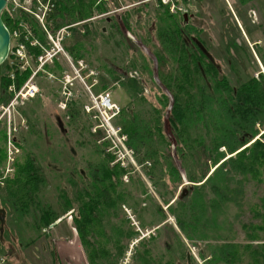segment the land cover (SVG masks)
Here are the masks:
<instances>
[{
  "label": "trees",
  "instance_id": "trees-1",
  "mask_svg": "<svg viewBox=\"0 0 264 264\" xmlns=\"http://www.w3.org/2000/svg\"><path fill=\"white\" fill-rule=\"evenodd\" d=\"M52 1L54 10L46 26L50 32H56L64 26L84 21L83 14L88 10L91 12L97 0ZM241 1V4L246 2ZM81 18L82 21L79 20ZM16 22L12 26L9 17L11 33L18 28V23L31 24L22 12ZM124 22L127 27L133 28L128 17ZM153 24L156 26L152 27ZM153 24L144 31L143 44L157 60L158 79L173 98L172 109L168 113L169 97L154 85L152 61L148 63L145 59L142 68L146 87L151 89L155 101L144 96L141 102L134 101L128 109L122 110L114 121L120 135L126 137L125 145L133 153L140 169L134 172L133 177H128L135 170L127 160L126 167L121 163L112 165L115 156L107 153L111 143L105 140L98 145L104 136L98 132L91 135V141L101 159L90 167L86 175L76 172L80 182L70 178L72 190L68 189L63 200L59 196L56 206L38 204L45 177L32 158L27 164H18L16 177L6 180V202L21 218L32 213L33 207L39 206V210H35L39 214L35 215L33 225L41 231L50 230L54 222L73 211V225L88 263L108 264L107 260L114 256L110 255L111 251L104 244L112 241L111 238L118 232L120 236L126 234L119 226H114L110 217L112 212L129 203L132 190H145V178L155 189L156 195L168 203L167 197L158 193L159 183L167 181L173 186L181 185L172 157L174 144L175 156L187 171L188 180L193 183L182 188L175 202L178 215L175 219L179 229L184 231L189 225L195 231L203 230L202 236L209 230L225 231L229 229L225 226H231L230 220L226 221L229 209L240 212L247 210L249 221L241 228L246 232L249 247L230 244L226 241V235H219L224 244L216 248L213 262L220 264L226 259H234L240 248L249 251V264H264V133L257 138L255 130L257 125L264 127V76L261 74L258 78L243 81L236 71L239 46L233 38H224L219 44L220 49L211 38L205 37V34L208 35L206 30L185 26L184 20L182 24L178 23L168 8L158 11ZM38 33L39 30L35 29L36 37ZM37 38L45 45V37L39 35ZM214 48L225 56L227 72L217 61ZM31 50L34 54L41 52L39 49ZM10 59L0 65V107L11 99L8 88L14 67L10 65ZM27 75L17 78L18 89ZM167 115L171 138L164 129ZM87 132L92 134L88 129ZM6 141V127H2L0 121V166L7 156L3 148ZM222 148L229 156L220 151ZM124 177H127V181L123 180ZM248 189L262 193L251 200L246 195ZM157 211L163 214L158 206ZM165 221L164 226L168 227ZM108 231L112 234L109 235ZM125 236L137 237L138 232L130 231ZM116 242L119 245V241ZM118 248V258H123L125 248L120 245ZM147 253L144 264H157L152 260L151 251ZM191 259L190 256L187 258L189 264Z\"/></svg>",
  "mask_w": 264,
  "mask_h": 264
},
{
  "label": "rangeland",
  "instance_id": "rangeland-1",
  "mask_svg": "<svg viewBox=\"0 0 264 264\" xmlns=\"http://www.w3.org/2000/svg\"><path fill=\"white\" fill-rule=\"evenodd\" d=\"M18 1L19 0H9L6 9L2 12L3 14L1 13L2 19L5 22L4 24L6 25L7 23L6 27L8 30L9 17L12 26L14 25L15 20L18 19V10L20 9L15 7V3ZM150 1L151 0H97L95 1V5L92 7V11L90 12L88 10L85 12V15L83 14L82 17L84 21L94 19L93 28H95V30L99 33V35L97 36L96 34L94 38V71L96 79L97 76H99L104 71L105 66L103 60L109 54L114 57V60L117 64H119V66L122 62V59L134 61L135 58H138V61H140V63L142 62V65L145 63V59L148 63L150 62L149 60H151L152 71H156L158 66L157 61L150 58V50L144 45L140 53H135L136 51L133 48L129 52L130 46H128V44L125 45L127 46V50L125 46H122V50L120 52L116 51V53H110V49L114 46L113 40L115 39L111 38L113 31H110V26L106 22V18H108V12H116V17L112 18L114 21L115 18L120 21L119 16L124 19L128 17L135 32L134 36H132L133 34L130 36V45L132 44V47L134 46L136 49H140L144 36V34L142 36L140 33V25L144 28V30L142 29L144 33L147 28H150L152 24L155 23L158 11L163 10L162 7H159V2L157 0H155V2ZM245 1L246 2L244 4H241V0H203L199 5H195L190 9V13H193L196 19L194 23L197 22V24L200 25V28L207 29L206 32L208 35L205 34L206 38H211L213 40L212 42H215L218 44V46L220 43H222L224 38L235 39L237 46H239L236 71L242 77L243 81H247L252 77L258 78L261 74L264 76V0ZM35 2L36 6L33 8V10L38 15V18L35 17L36 22L32 26L35 27L36 30H39L38 34L40 36L42 35L45 37V45L41 42V40H39V38H37L39 35L37 37L35 36V29H33L32 35L27 32L26 35L28 40H30L28 42H35L36 45L33 46V48L39 49L41 51L40 54H35L31 59L33 71L37 69V64L34 58L40 55H46L47 50L54 48V43H57L55 39L56 34H51L50 32L46 31L45 26L41 24V21H43V24L47 23V19L51 14L49 13L50 6L54 5L53 1L41 0V11L38 10V7H41V5L37 0H35ZM120 3H122L124 8H121ZM20 5L25 8L30 7L29 5L25 6L23 3ZM177 5L178 8H184L183 0H179ZM45 7H48V10ZM178 8H175V14H172L171 12L170 13L174 15V18L178 23L182 24L183 12L178 10ZM32 17L34 16L32 15ZM138 19H140V23H138ZM30 20L32 21L33 19L30 18ZM79 20L82 21V18ZM146 21L148 23H144ZM90 24L91 22L85 23L84 29L81 30L86 32V28ZM37 25H40V27L38 28ZM154 25L156 26V24ZM90 27L88 28L89 31ZM104 29L106 30V35L105 33H102ZM64 30L65 29H63V32ZM18 31L23 32V29ZM59 31L60 30H58L57 33ZM78 31L80 32V29ZM66 32L68 31L66 30ZM15 33H18V41L21 43V34L19 32ZM15 33L10 32L11 42L8 57V59L11 58L10 65L19 64L18 62L11 61V51L13 50V46H17L18 44L14 36ZM73 34L74 32H72V35ZM75 36L78 38H85L84 35L82 36L77 34ZM64 37H66L65 33ZM114 37L117 39H123V37H119L118 35ZM141 37L142 41L140 40ZM64 40L65 41L63 44L65 45V50L66 47H71L74 43L71 38ZM38 44H40V46ZM108 44H110V46H107ZM82 45L86 47V42H83ZM219 48L221 49L222 47L219 46ZM214 49V55L216 56L217 61L222 64L224 71L227 72L228 68L225 64V56L221 55V52L219 53L218 48ZM26 53L27 55L34 54L30 48L26 49ZM65 56L67 55L64 54V56H62L60 62L63 70L61 69V72L54 73L55 75L61 77L59 78L60 80H62V77L64 79V74L66 73L74 75L75 68H78L77 64L75 67H70L67 60L68 58L66 59ZM239 63L242 64L239 65ZM12 67H14L13 72L18 73L17 68L19 69V67ZM55 68L56 67L53 66L52 69L55 70ZM63 71H66V73H62ZM18 75L23 76L25 74L20 72ZM28 75H31V73ZM66 77L67 75H65V79ZM152 80L154 85H156L155 73L152 77ZM47 85L50 86L49 83ZM60 85L64 87L59 82L56 83L58 89L54 84H52L51 87L53 88V91H51L47 86H45L44 83H42L39 89L38 97L31 101V103H28V105L25 107L19 102L20 105L16 106V110L10 108V111L12 112L11 115L6 112V109L3 110L0 107V120L3 119L1 121L2 127H6L7 136L11 135L13 139L16 137L18 140H21L24 143L23 150H25L26 153H30V155L34 157L37 165L39 160H41L40 157L42 158L40 162V169L45 177V183L40 189V199L38 200V204H42V206L45 204H57L59 190L62 187L61 181L65 180L67 173L65 172L63 175H60L55 171L58 162L56 159L59 157L57 151L59 152V148L62 146V144H64L63 139H61L59 127L54 118L55 114L58 112L60 113V109L56 107V104L53 106L54 100L58 99L54 98V92L60 90ZM98 89H96L95 94H98ZM81 90L86 92L88 89L87 87L82 86ZM107 92L111 93L112 96H114V98L118 101L117 104L119 109L124 105H127V101L123 103L121 100L122 95L118 90L113 88L110 91H106L105 93ZM144 93L151 101H155L150 88L145 87ZM32 96L33 94L28 95L27 98H25V101H28ZM10 102L11 101H9L7 104L9 105ZM102 104L104 105L100 99H95L94 105L97 106L96 108L101 114L102 122L92 118L91 122H93V124H89L87 128H90L91 131L94 132V130H98L97 126L99 124L100 127H103L106 136L111 138V140L108 139V141L111 143V147L108 151L110 153H115L114 155L118 160L124 161L125 158L128 160L135 170L132 172L131 176L128 177H133L134 172H137L140 167L137 164L134 155H132L130 151L128 152V149L124 146V144H122L123 138H119V130L115 123L110 120L111 115L108 111H106L108 109L103 108L101 106ZM8 105H6L5 108L8 109ZM145 105L147 106V104H144V106ZM30 108L33 110V114L29 113ZM24 118L31 119L33 123H24ZM164 124L165 132L171 138L168 131L167 118H165ZM80 126L78 127L79 130L75 128L77 126L73 127L70 125L68 126L67 124H63L62 127L68 130L67 138L70 142L69 148L73 149L75 152V165H78V167L88 172L90 161L93 164L98 163L100 155L96 152V148L93 145V142L90 141L91 139H89L87 134L81 133L82 131ZM255 130L258 133L257 138L264 133V127L259 125H257ZM36 136H38V138H36ZM102 141L103 140L98 141L97 144H101ZM3 148L9 150L11 157L14 159L16 158L15 154L21 151L20 149H22L21 146L18 148L8 140L3 144ZM119 149H121V151H119ZM175 150L176 146L173 144L171 148L172 157L181 179V185L176 186L175 184L173 186L167 181L159 183L158 193H162L165 198L167 197L166 199L168 203H164L162 198L156 195L155 189L151 187V184L145 180V178L144 182L147 185L145 190H132L133 195L128 199L129 203L127 202L123 204V206L118 211L112 212L110 218L112 223H115L114 226H119L121 231L126 233L125 235H128L130 231H137L138 236L127 238V236L123 234L120 236L118 234L119 232L115 234V230V235L111 238L112 241H110L108 244H104L111 251L110 255L115 257L112 259L110 257L107 260L108 264H117V262L118 264H144V258L149 254L147 253L148 251H151L152 260L156 261L157 264H189V261L187 260L189 256L192 257L190 264H217L213 262V254L216 253L217 247L224 244V242L218 238L219 235H226L228 237V240L226 241L230 244L236 246L239 245L240 247H249V240H247L245 236L246 232L241 228L242 224H246L249 221L250 215L247 210H245V212H240L239 210H234L233 208L229 209L230 212L226 215V221L228 222L230 220L231 226H225L229 228L225 231L219 230L211 232V230H209L205 233V236H202L204 234L203 230L201 232H198L200 229L195 231L190 228L189 225H186L184 231L179 229L175 219V216H178L175 202L177 201L182 188L193 183L188 180V175L186 173L187 171L182 167L179 159L175 156ZM220 151L228 155L225 148H222ZM64 153L67 159H71L72 155L68 149H64ZM9 165L11 169L12 164L10 162ZM7 166L8 162L0 166V183H3L4 181L1 178L6 175ZM212 166L213 165L210 167ZM60 167L64 168V166ZM11 175L12 174L7 177V180L12 178ZM123 180L126 181L125 178ZM262 190L264 192V188ZM1 192L0 212L2 213L0 214H2V216H0V242H2V250H0V264H89L77 231L73 225V220L71 218L72 211L64 214L66 218H64V220L59 223L58 228L55 227L52 230L50 228L51 231L47 229H44L43 231H41V229L36 230L33 223L35 220V215L39 214L35 212V210H39V206L36 208L33 207L32 213L21 218L6 202V193L1 194ZM261 193L262 191L256 192L255 190L248 189L246 195L252 200L258 198L256 195H261ZM157 206L163 210V214L158 213V211L156 212ZM170 206H172L171 209H169ZM164 221L167 223L168 227L164 226ZM218 228L220 227L218 226ZM107 233L109 235L112 234L110 231ZM116 241H119V245L125 248L126 253L124 252L125 255L123 258L122 256L118 258L120 251L118 248L119 245ZM249 263V251L247 249L240 248L238 249V255L234 259H226L225 261L220 262V264Z\"/></svg>",
  "mask_w": 264,
  "mask_h": 264
},
{
  "label": "flooded vegetation",
  "instance_id": "flooded-vegetation-1",
  "mask_svg": "<svg viewBox=\"0 0 264 264\" xmlns=\"http://www.w3.org/2000/svg\"><path fill=\"white\" fill-rule=\"evenodd\" d=\"M157 1L159 2V7H162L163 9L168 8L172 14H175V12H176L175 8H178L177 4L179 3V0H157ZM202 1L203 0H183V7L184 8H178V10L183 12L182 14H183V20H184L185 26H187V25H189V26L191 25L194 27L200 26L199 24H197V22L194 23V21H196V19H195V16L193 15V13H190V9L192 7H194L195 5H199ZM150 2H155V0H151ZM120 4H121V8H124L122 6V3H120ZM19 9H20V10H18L19 13L22 12V13L26 14L29 19L32 18L33 20L32 21L30 20L31 24L24 23V22L18 23V28L14 29L13 32L14 33L19 32L21 34L20 42L25 46L26 49L30 48V50H31L34 48H33L32 43L28 42L30 40L26 39V37H27L26 34L28 32L29 34L32 35L33 29H35V27L32 26L36 22L35 15H33V14L30 15V13L26 12L23 9L22 5H19ZM53 10H54V5H51L50 9H49V13H52ZM32 15L34 17H32ZM107 17L108 18H106V22L110 26L109 27L110 31L111 32L113 31V35L111 34V38L116 40V41L113 40L114 46H113V48L110 49V53H116V51L120 52L122 50V46H125L126 44H128V46H130L129 52L132 50V48L136 51L135 53H137V52L139 53V51L141 52L143 45H144L143 42H141L142 46L140 49L139 48L136 49L134 46L132 47V44L130 45V43H131L130 36L132 34H133L132 36H134L135 32H134L133 28L127 27L126 23L124 22V20H126V19L121 18V16H119L121 22L117 18H115V21L112 20V18L116 17V12H114V13L108 12ZM93 21H94V19H91L88 21H83V22L74 23L72 25H67V26H64V27L58 29L60 31L65 29L64 33H65L66 37H64V39L68 40V38H71L74 41V43L72 44L71 47H66V50H67L66 51L65 45L63 44L65 40L62 39V40H60L61 42L59 43L60 51H58L56 49L57 43L53 42L54 48H52L51 50H47L48 59H47V62L45 63V65L41 69H39L37 71L28 70L26 72H22L23 74L31 73L32 76L27 75L28 77L25 79L24 84L19 89L16 86V82H17V78L21 77V75H18L21 72L20 69L17 68L18 73L12 72L10 74L11 85L8 88V92L11 95V99H10L11 102L9 105L8 104H6V105H8L9 107L12 106L11 108L13 110H16V106H19L20 103L25 107L28 105V103H31V101H33L35 98H37L39 95V89H40V86L42 83H44L45 86H47L51 91H53V88L51 87L52 84H54L56 86L57 82L61 83L64 86V87H62L60 85L59 86L60 90L59 91L57 90V92H54V96H55L54 98H58V99L54 100V103H53V106L56 104V107L60 109V113L58 112L57 114H55L54 118H55V121L59 127L61 139H63V143H64L59 148L60 153L57 151L59 157L56 159L58 162H57V168L55 169V171L58 172L60 175H63L65 172H67L65 180L61 181L62 187L60 188L59 194H58L60 196L61 200H63V196L68 193L69 187L72 189V184L70 182V178H71V180L76 179L78 182H80L79 179L75 175L77 170L79 171L80 174L86 175V173H88L90 171V167L93 165V163L90 161L89 166H88V168H89L88 172H86L84 169H81L80 167H78V165H75L76 164L75 155H74L75 152L73 151V149L69 148L70 142L67 138L68 137V130L66 128L62 127L63 124L64 125L67 124L68 126L70 125L73 127L77 126V127H75L77 130H79L78 127L81 125L80 126V129L82 131L81 133L87 134V136L91 140H92L91 135L96 134L98 132H101L104 135L103 139H101V140H103V141H105V140L107 141L108 139L111 140V138H109V136H106V134L104 133V129H103V127H100V124L97 126L98 130H94V132H92L90 128H87L89 124L90 125L93 124V122H91L92 118H95L96 120H99L100 122H102L101 114H100V112H98V109L96 108L97 106L94 105L95 99H100V101H102L104 103V105L102 104L101 106L103 108L108 109L106 111H108L110 113V115H111L110 120L113 121V123H114L115 119L119 116V114L122 110L128 109L132 102H134V101H135V103H137L138 101L141 102L143 97L144 96L146 97V95L144 93V88L146 87L147 81L145 79V75L143 72L144 70H142V62L140 63V61H138V58H135L134 61H128V59H126V60L122 59V62L120 63V66H119V64H117L116 61L114 60V57H112V55L109 54L103 60V63L105 66L104 71L99 76H97V79H96L95 71H94V69H95V66H94V58H95L94 41H95V39L94 38H95V35L97 34V36H98L99 33L95 30V28H93V24H94ZM138 21H139L138 23H140V19H138ZM90 22H91V24L86 28V32H84V30H81V29H84L85 23H90ZM15 24H17L16 20H15ZM43 25L45 26L46 31L50 32L46 28V23H44ZM154 26L155 25L153 24L152 27H154ZM37 27L39 28L40 25H37ZM89 27H90V31L88 30ZM20 29H23V32L18 31ZM79 29H80V32L78 31ZM202 29H204V28H202ZM66 30L68 32H66ZM204 30H207V29H204ZM57 31L56 32H50L51 34H53V33L56 34L55 39L57 38ZM72 32H74L73 35H72ZM70 33H71V35H70ZM102 33H105V35H106V30L104 29V31H102ZM102 33H101V35H102ZM140 33L143 35L142 30ZM77 34L82 35V36L84 35L85 38H78L77 36H75ZM116 35H118L119 37H123V39L122 38L117 39L116 37H114ZM140 40L142 41V37L140 38ZM56 41H57V39H56ZM83 42H86V47L84 45H82ZM107 46H110V44H108ZM125 47L127 50V46H125ZM64 54H66L68 56V57L67 56H65V57H66V59L68 58L67 60H68L69 66L75 67L77 64L78 68H75V71H74L75 74L74 75H71L70 73H66V71H63L62 73H66V74H64V79L62 77V80H60L59 78H61V77H59L58 75H55L54 73L61 72L62 65H60V62H61L62 56H64ZM34 55L35 54L28 55L29 59L31 60ZM150 58L152 60H156L155 56L151 52H150ZM74 62H75V64H74ZM53 66L56 67L55 70L52 69ZM154 73H155L156 85H158V87H160L165 92V94L169 97V100H170V104H169V108H168V113H169L172 109L173 98L170 95V93L160 83V81L158 79L157 69L155 72L152 71L151 77H153ZM65 75H67L66 79H65ZM47 81H49V82H47ZM95 81L97 84L95 83ZM48 83L50 84V86L47 85ZM26 84H28L30 86V90L28 91V94L30 95L33 93V96L31 98H29L28 101H25L26 100L25 99L23 102H20L19 100H17V94H19V92L24 88V86ZM82 86L87 87L88 90L86 92L82 91L81 90ZM62 88H63V91H62ZM113 88L115 90H118L121 93V95H122L121 100L123 101V103L127 101V105H124L120 109H119L118 104H117L118 101L114 98V96H112V94L109 92L105 93L106 91H110ZM57 89H58V87H57ZM96 89H98V94H95ZM103 92H104V94H103ZM100 93H101V95H100ZM113 101H115V102H113ZM6 105L3 104L1 106V108H5ZM85 110H86V113H85ZM87 110H88V112H87ZM29 111H30L29 113L33 114V110L31 108L29 109ZM11 113L12 112L10 111V115H11ZM166 118H168V115ZM2 120L3 119H1L0 121H2ZM96 122H98V121H96ZM24 123L31 124L33 122L29 118H24ZM32 126H33V124H32ZM86 128L88 130H90L92 132V134H89L87 132ZM36 138H38V136H36ZM119 138H123L122 144H124V146L127 148V146L125 145L126 137L121 136L119 133ZM7 140L9 142H12L18 148H19V146H21L22 149H20L21 151H19L18 153L15 154L16 155L15 159L11 157L9 150H6L7 156H6L4 163L6 164V162H8V166H7V168L5 167L6 168V175L1 178L4 180L3 183H0V186H1L0 192L2 190L1 194H3V193L5 194L7 177H9L10 174H12L11 175L12 178H10V179H14L16 177L18 164H27L29 161V158L33 159L35 165L37 164L36 160H34V157H32V155H30V153H26L25 150H23L24 143L21 140H18L16 137L13 139L11 137V135L7 136ZM64 149L69 150L70 154L72 155L71 159H67V157L65 156V153H64ZM119 151H121V149H119ZM107 152H109V151L107 150ZM128 152H129V150H128ZM42 153H44V152H42ZM130 153L133 155V153L131 151H130ZM12 154H14V153H12ZM111 154L114 155L115 153H111ZM101 157L102 156H100V159H101ZM116 158L117 157L115 156V160L112 163V165H114L115 163H121V166H123V167L127 166L128 160L125 162L126 158L124 161L118 160ZM40 159L42 160L41 157H40ZM41 160H39V162L37 160L39 167H40ZM9 162L12 164L11 169H10ZM58 165L64 166V168H62ZM124 178L127 181V177H124ZM0 213H2V212H0ZM0 216H2V214H0ZM61 218H63L61 220V222H62L64 220V218H66V217L64 215ZM71 218L73 220L72 216H71Z\"/></svg>",
  "mask_w": 264,
  "mask_h": 264
},
{
  "label": "built area",
  "instance_id": "built-area-1",
  "mask_svg": "<svg viewBox=\"0 0 264 264\" xmlns=\"http://www.w3.org/2000/svg\"><path fill=\"white\" fill-rule=\"evenodd\" d=\"M37 1L41 5V0H37ZM21 3H23L25 6L29 5L30 7H28V8H25L23 6L22 7L26 12L33 14V15H35L36 18H38V15L33 10V8L36 6L35 0H27V1L26 0H19L18 2L15 3L16 4L15 7L19 8V5ZM45 8H47V10H48V7H45ZM38 10L39 11L42 10V5H41V7H38ZM45 12H46V10H45ZM43 15H45V14H43ZM41 24L43 25V21H41ZM14 36H15V39L17 40L18 44H17V46H13V50L11 51V54H12V60L11 61L18 62L19 64H15V65L11 64V65L12 66H18L21 72H26L28 70L33 71L32 70V68H33L32 61L29 59V56L26 53V48L22 43H19V41H18V38H19L18 33H15ZM26 39H28V37H26ZM56 39H57L56 49L58 51H60L59 43L61 42L60 40L64 39L63 30L57 33ZM32 45L35 46L36 43L33 42ZM38 45L40 46V44H38ZM47 59H48L47 54L46 55H40V56L34 58V60L37 64V69L35 71L41 69L45 65V63L47 62ZM29 90H30V86L28 84H26L24 86V88L19 92V94H17V100H19L20 102H23L25 100V98H27V96L29 95L28 94ZM11 107H9L8 109L7 108H2V109L3 110L6 109V112H8L10 114V108Z\"/></svg>",
  "mask_w": 264,
  "mask_h": 264
},
{
  "label": "water",
  "instance_id": "water-1",
  "mask_svg": "<svg viewBox=\"0 0 264 264\" xmlns=\"http://www.w3.org/2000/svg\"><path fill=\"white\" fill-rule=\"evenodd\" d=\"M9 0H0V65L4 64L9 57L11 36L3 22L1 13L6 9ZM187 18V17H186ZM63 218L54 222L50 228H55Z\"/></svg>",
  "mask_w": 264,
  "mask_h": 264
}]
</instances>
